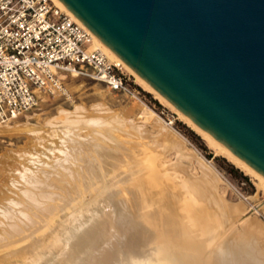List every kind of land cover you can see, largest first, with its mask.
<instances>
[{
    "label": "bare ground",
    "instance_id": "1",
    "mask_svg": "<svg viewBox=\"0 0 264 264\" xmlns=\"http://www.w3.org/2000/svg\"><path fill=\"white\" fill-rule=\"evenodd\" d=\"M54 1L80 21L60 0ZM91 33L93 46L119 61L215 153L264 189V175ZM12 121L1 123L0 132L17 131L19 126ZM155 121L159 132L156 144L149 146L148 133L126 120L64 114L63 125L69 128L57 138V158L44 164L46 168L36 162V175L27 168L17 186L20 198L0 204V264H9L13 257L25 264H264V221L256 215L264 213V201L248 205L225 199L210 160L188 146L179 132ZM170 148L177 159L163 163L160 157ZM137 149L145 154L139 156ZM187 160L199 166V175L189 172ZM244 213L237 234H222L232 219Z\"/></svg>",
    "mask_w": 264,
    "mask_h": 264
},
{
    "label": "water",
    "instance_id": "2",
    "mask_svg": "<svg viewBox=\"0 0 264 264\" xmlns=\"http://www.w3.org/2000/svg\"><path fill=\"white\" fill-rule=\"evenodd\" d=\"M118 57L264 175V0H60Z\"/></svg>",
    "mask_w": 264,
    "mask_h": 264
},
{
    "label": "rangeland",
    "instance_id": "3",
    "mask_svg": "<svg viewBox=\"0 0 264 264\" xmlns=\"http://www.w3.org/2000/svg\"><path fill=\"white\" fill-rule=\"evenodd\" d=\"M123 69L130 75L132 83L139 88L141 100L110 90L105 83L88 76L65 73L62 78L71 93L70 98L41 93L35 106L19 115L18 119L9 122L11 125H18L19 128L13 133L0 132V204H4L5 201L7 203L11 198H20L21 188L17 186L21 182L20 174L27 168L32 169L29 171L31 175H36L39 171L34 166L36 162L42 163L44 167V164L51 165V161L58 156V152L55 151L59 148L57 138L69 128L63 125L62 116L80 113L98 119L126 120L148 133L145 139L149 146L156 144V136L159 132L155 124L156 118L165 126L183 135L187 139L188 146L210 160L221 178L218 191L225 199L231 202L242 200L248 205L264 201V189L258 188L252 176L236 167L225 156L215 153L198 133L178 117L173 108L161 103L138 83L137 78L130 71L124 67ZM146 113H151L154 121L151 119L152 116L150 120L148 118L150 116H146ZM167 117L174 119L173 125L167 122ZM83 132H80L81 135ZM135 152L139 156L145 154L142 149H137ZM176 159L177 153L174 148L167 149L160 157L163 163H171ZM185 163L188 164L191 174L199 175V166L195 162L187 160ZM232 166L236 167L238 172H233ZM245 214L232 219L223 229L222 234L230 231L237 234L242 229L241 219ZM256 215L263 221L259 213ZM55 220L58 221L59 217L56 216ZM19 262L25 264L19 257L11 258L9 264H20Z\"/></svg>",
    "mask_w": 264,
    "mask_h": 264
},
{
    "label": "built area",
    "instance_id": "4",
    "mask_svg": "<svg viewBox=\"0 0 264 264\" xmlns=\"http://www.w3.org/2000/svg\"><path fill=\"white\" fill-rule=\"evenodd\" d=\"M62 73L141 100L123 65L93 46L91 31L54 0H0V124L35 106L41 93L70 98Z\"/></svg>",
    "mask_w": 264,
    "mask_h": 264
},
{
    "label": "trees",
    "instance_id": "5",
    "mask_svg": "<svg viewBox=\"0 0 264 264\" xmlns=\"http://www.w3.org/2000/svg\"><path fill=\"white\" fill-rule=\"evenodd\" d=\"M208 156L210 157L211 155H208ZM231 170H232L233 172H238V169H237L236 167H234V166L231 167Z\"/></svg>",
    "mask_w": 264,
    "mask_h": 264
}]
</instances>
